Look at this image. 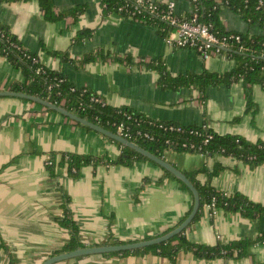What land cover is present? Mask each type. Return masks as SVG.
<instances>
[{
    "label": "crops",
    "instance_id": "obj_1",
    "mask_svg": "<svg viewBox=\"0 0 264 264\" xmlns=\"http://www.w3.org/2000/svg\"><path fill=\"white\" fill-rule=\"evenodd\" d=\"M174 1L185 13L189 0ZM79 8L72 12L71 9ZM53 11L65 15L58 21L44 18L36 0L0 2V23L22 47L35 53L45 66L61 70L78 87H88L111 106H125L154 120L205 126L217 134H236L251 141L264 140V87L249 86L251 106L241 82L210 85L205 93L193 86L171 87L159 82L155 62L171 76L203 70L223 72L233 61L215 56L207 60L191 48L170 46L157 27L117 12H102L101 0H53ZM226 29L262 34L228 8L220 12ZM87 29L90 36L75 42ZM51 51L66 54V58ZM94 55V56H93ZM93 56L92 58L85 59ZM23 76L0 53V91L22 81ZM88 153L114 158L121 145L104 135L75 124L54 111L20 97L0 96V264L11 255L17 264H40L68 240L57 218L63 195L79 225L80 240L88 245L108 239L137 241L173 229L190 211L193 198L178 181L155 182L162 170L152 161L131 166L99 163L85 165L77 177L64 166L51 174L45 161L50 153ZM163 157L182 172L204 167L223 168L211 185L225 193L241 192L264 205V165L250 167L231 156L167 149ZM199 178L203 180L204 174ZM144 179H148L142 186ZM264 230V218L250 219L238 212L218 210L193 221L184 235L194 243L215 245ZM54 264H264V243L241 258H205L180 252L174 259L160 254H94Z\"/></svg>",
    "mask_w": 264,
    "mask_h": 264
},
{
    "label": "trees",
    "instance_id": "obj_2",
    "mask_svg": "<svg viewBox=\"0 0 264 264\" xmlns=\"http://www.w3.org/2000/svg\"><path fill=\"white\" fill-rule=\"evenodd\" d=\"M2 1L12 2L18 0H0V2ZM36 1L43 12L44 18L49 21H58L65 15L64 12L56 14L53 11V0ZM128 3L129 0H101L102 12L104 14L117 12L126 16V12L120 11L119 8ZM224 8H228L238 14L248 24H257L263 30V33L248 34L226 29L220 17V12ZM77 9L79 8L71 9L70 11L74 12ZM191 12L187 11L184 14L190 16ZM198 20L210 24L211 30L219 36L230 33L239 34L241 36L240 44L248 47L249 50L238 52L235 49H231L228 55L233 59V65L229 70L223 72L203 70L197 74L171 76L162 64L155 62L152 66L158 72L159 82L168 84L171 87L193 86L201 93H205L210 85H230L233 82L239 81L243 85L248 108H250L249 86L252 84H260L264 87V0L262 4H259V0H199ZM142 22L157 27L163 37L167 36L168 32L172 30L166 23L157 19L147 17ZM0 30L4 33L3 36H0L1 55L6 58L12 67L19 70L23 76L22 81L16 82L11 86L13 91L39 96L52 103L61 105L66 110L115 133H117L116 124L121 122L132 128L148 132L152 136V139L142 137H129L127 139L138 143L160 158H164L165 150L173 149L183 152H198L210 156H231L248 164L250 167L264 165V140L251 141L236 134L220 135L205 126L182 125L172 121L154 120L125 106H111L107 104L104 97L88 87L74 85L66 78L61 70L51 69L42 64L37 55L23 48L17 37L1 23ZM90 34L91 32L87 29L81 30L75 36L74 41H81L83 38L90 36ZM50 53L66 58V54L62 52L51 51ZM93 56L85 59L92 58ZM92 97H99L105 103L102 105V103L94 101ZM44 109L51 111L47 108ZM136 120L140 122L137 123ZM142 120L143 122L141 123ZM149 121H155V123L150 124ZM74 123L89 129L80 123ZM160 124L162 125L160 126ZM170 125L181 126L182 131L171 130L168 128ZM208 135H211V137L205 143L204 139ZM184 142L188 145L193 143L194 147H182L181 144ZM47 159L51 161V164H46L51 174L54 173L56 166H64L68 174L74 178L79 175L80 169L83 166L89 164L106 163L108 165L131 166L140 160L151 161L123 145H121L119 155L114 158L108 155L98 157L88 153L61 152L56 154L52 152L48 154ZM156 165L159 166L158 164ZM159 167L162 170V175L155 182H162L165 178L174 179L188 190L192 197L191 191L183 182L176 179L168 170L161 166ZM222 168L223 166L220 162H215L211 170L201 167L197 170L183 172L195 186L199 194V208L193 221L200 219L208 212L206 206L211 202L221 211L238 212L243 217L250 219L264 218V205L249 199L241 192L225 193L215 189L211 185V179ZM200 174L205 175L203 180L199 178ZM147 181L148 179H144L141 187ZM69 203L70 197L64 193L61 204L62 215L57 218V222L67 230L69 237L60 248L55 249L51 253L52 255L85 246L80 240L79 225L73 218ZM186 216L187 214L184 218ZM122 242L126 241L111 238L106 240L105 243L116 244ZM258 243H264V230L255 237H244L227 242L218 241L215 245L191 242L184 235L183 231L166 241L144 248L134 249L132 251L104 253L103 255L111 256L114 254L126 255L129 253L144 254L153 252L174 259L180 252H193L195 255L205 258H241L248 256L250 254V248ZM0 248L7 249V246L4 243H0ZM8 264H17L11 255L9 256Z\"/></svg>",
    "mask_w": 264,
    "mask_h": 264
},
{
    "label": "built area",
    "instance_id": "obj_3",
    "mask_svg": "<svg viewBox=\"0 0 264 264\" xmlns=\"http://www.w3.org/2000/svg\"><path fill=\"white\" fill-rule=\"evenodd\" d=\"M263 0H259L262 4ZM120 11L126 12V16L142 22L145 18H153L166 23L172 28L164 36L166 42L175 48H191L199 53L202 59L207 60L210 57H221L223 59H230L228 52L235 49L238 52L249 50L248 47L240 44L241 36L239 34L230 33L227 35H217L211 30V25L208 23L200 22L198 20L199 13V0H190V9L192 11L190 16L180 13L176 10L174 1H161V0H129L128 4L119 8ZM4 33L0 30V36ZM96 102L105 103L99 97H92ZM128 118H130L128 116ZM137 123L140 122L136 120ZM143 120L141 121V123ZM154 124L155 121H149ZM162 124H160L161 126ZM171 130L182 131L181 126L168 127ZM117 134L124 137H142L145 139H152L148 132H143L140 129H135L123 122L116 124ZM211 135H208L204 142L206 143ZM182 147H194V144L182 143ZM45 164H51V161L46 159ZM206 208L210 215H215L218 209L213 202L209 203Z\"/></svg>",
    "mask_w": 264,
    "mask_h": 264
},
{
    "label": "water",
    "instance_id": "obj_4",
    "mask_svg": "<svg viewBox=\"0 0 264 264\" xmlns=\"http://www.w3.org/2000/svg\"><path fill=\"white\" fill-rule=\"evenodd\" d=\"M0 96L20 97L28 101L37 103L43 106L44 108L57 112L60 115L64 116L65 118L73 122L80 123L88 127L89 129L94 130L95 132H98L104 135L105 137H108L118 142L119 144L123 146H127L131 148L132 150L138 152L142 156L148 158L152 162H155L162 168L171 172L175 176L176 179H178L179 181L185 184V186L191 191L192 197H193L192 206H191V209L188 215L177 226H175L173 229L169 230L168 232H165L155 237L141 239L137 241H127V242L116 243V244L88 245L84 247H79L75 250L63 251V252H60L54 255H50L40 264H54L62 260L75 258L79 256L104 254V253H110V252L132 251L134 249L144 248L146 246H150L153 244L166 241L172 236L182 233L193 222L194 216L199 208L200 199H199L198 191L196 190L195 186L189 181L187 176L180 169H178L173 164L168 162L165 158H160L156 156L155 154L151 153L148 149L140 146L138 143L130 141L118 135L115 132L106 130L99 124H96L86 118H83L71 111L66 110L63 106L52 103L39 96L30 95V94H26L23 92H16L13 90H2L0 91Z\"/></svg>",
    "mask_w": 264,
    "mask_h": 264
}]
</instances>
